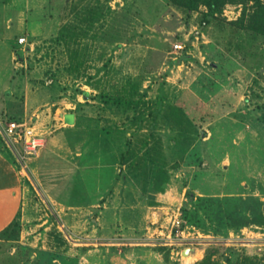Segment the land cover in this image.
<instances>
[{"label": "rangeland", "instance_id": "rangeland-1", "mask_svg": "<svg viewBox=\"0 0 264 264\" xmlns=\"http://www.w3.org/2000/svg\"><path fill=\"white\" fill-rule=\"evenodd\" d=\"M186 1L0 0V152L9 116L67 151L0 200V264H264V0Z\"/></svg>", "mask_w": 264, "mask_h": 264}, {"label": "crops", "instance_id": "crops-1", "mask_svg": "<svg viewBox=\"0 0 264 264\" xmlns=\"http://www.w3.org/2000/svg\"><path fill=\"white\" fill-rule=\"evenodd\" d=\"M76 114L77 113L73 110L70 112L59 113L58 124L63 128H72L76 124ZM54 118L55 116L51 117L50 121L47 122L53 124ZM18 121L20 120H17L16 122ZM66 153L67 151L65 150L64 145L57 139L55 140L52 138L49 142H45L44 145H41L37 150V153L34 155L35 158L34 156H32L33 158H27L24 161L25 168H22L21 165L19 166V162H17L18 160H15L17 165L13 164L7 160L2 152H0V200L7 196H14V199L16 200L19 194L23 191L21 189V180L24 176L28 179L33 178L34 180H38L39 177L49 174L46 170L47 164L45 163H47V161H52V165L63 163L66 158L64 156ZM43 159L46 160L44 163H42ZM47 196L51 199L49 193H47ZM58 203L60 206L65 207L64 201L61 202L60 200Z\"/></svg>", "mask_w": 264, "mask_h": 264}, {"label": "built area", "instance_id": "built-area-1", "mask_svg": "<svg viewBox=\"0 0 264 264\" xmlns=\"http://www.w3.org/2000/svg\"><path fill=\"white\" fill-rule=\"evenodd\" d=\"M26 39L24 37L18 40L19 44H25ZM175 49H181L180 45H175ZM7 123V124H6ZM4 126L3 136L9 144L11 145V151L13 150L14 155L19 157V159L24 161L34 156L37 153L38 148L40 147L39 141L34 137H30L31 133L26 131V129L21 130L23 128L21 124L16 121H8ZM7 145L9 147V144ZM18 144H21V149L18 150ZM19 161V160H18Z\"/></svg>", "mask_w": 264, "mask_h": 264}, {"label": "trees", "instance_id": "trees-1", "mask_svg": "<svg viewBox=\"0 0 264 264\" xmlns=\"http://www.w3.org/2000/svg\"><path fill=\"white\" fill-rule=\"evenodd\" d=\"M248 1L249 0H187L185 6L187 10L191 11V10H195L198 7V5H203L204 7H206L207 12L213 15L219 13L226 4H246ZM256 2L258 3L256 16L250 21L249 27H251V29H253L255 32L264 35V5L260 4L258 1ZM132 102L133 103L129 102L131 106L136 104L134 101ZM7 120L17 121L18 118L15 116H9ZM148 152L149 151H147V153ZM124 156H126V153L123 155V157ZM209 257L210 256L206 254L201 264H212L210 262ZM227 264H233V263L228 262Z\"/></svg>", "mask_w": 264, "mask_h": 264}]
</instances>
